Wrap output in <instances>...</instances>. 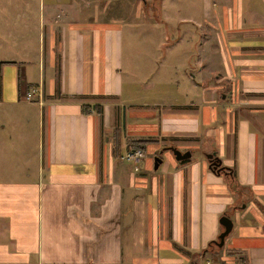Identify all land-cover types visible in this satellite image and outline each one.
Masks as SVG:
<instances>
[{"label": "crops", "instance_id": "crops-1", "mask_svg": "<svg viewBox=\"0 0 264 264\" xmlns=\"http://www.w3.org/2000/svg\"><path fill=\"white\" fill-rule=\"evenodd\" d=\"M34 10L36 53L0 67V264H228L209 248L223 214L225 249L264 264V0ZM95 94L114 96L102 120L82 107ZM134 138L150 139L139 170Z\"/></svg>", "mask_w": 264, "mask_h": 264}, {"label": "rangeland", "instance_id": "rangeland-1", "mask_svg": "<svg viewBox=\"0 0 264 264\" xmlns=\"http://www.w3.org/2000/svg\"><path fill=\"white\" fill-rule=\"evenodd\" d=\"M38 4L39 0H0V67L4 62L12 61L13 59H18L22 56L28 57V55H23L25 49L32 48L36 53V46H38L39 42V28L31 25H23L21 18H24L25 16L27 18L30 17L33 20L30 23L35 24L37 19L35 21L36 17H34V14L37 12L34 9ZM21 64H27V62L22 61ZM1 83L2 78L0 77V84ZM33 88L43 90L41 87L32 86L31 88H28L27 91L32 90ZM107 100L112 99H105L104 101ZM92 108H94V110H92ZM89 112H96L100 114V112L93 105L91 106ZM2 147H6V145ZM27 150L30 151V147H26L24 149L25 153ZM4 155L5 152L1 153V156ZM22 156L23 155L21 154V157ZM6 159H10V154H7L4 157V160ZM144 160L142 161L141 166L143 165ZM33 163L35 162L33 161L32 164ZM225 245L226 244L223 246L217 245L214 247L216 248V253L210 255L213 261L238 264L240 260H243L242 257L238 256V253L235 250L229 248L225 249ZM234 259L235 261L231 263Z\"/></svg>", "mask_w": 264, "mask_h": 264}, {"label": "water", "instance_id": "water-1", "mask_svg": "<svg viewBox=\"0 0 264 264\" xmlns=\"http://www.w3.org/2000/svg\"><path fill=\"white\" fill-rule=\"evenodd\" d=\"M171 148L175 152L176 158L179 160L188 158L192 154L191 150L182 151L181 149H179L175 146H171ZM207 157L210 160V166L213 167L214 169L220 171V169L222 168V166H221L222 160L219 156H217L216 152H208ZM161 161H162V158L157 155L155 157V168H158ZM220 221L223 224L224 228L219 234L220 240L218 241V245L223 246L225 244L227 235L233 229L234 221L231 218V216L228 214H223L220 218Z\"/></svg>", "mask_w": 264, "mask_h": 264}, {"label": "trees", "instance_id": "trees-1", "mask_svg": "<svg viewBox=\"0 0 264 264\" xmlns=\"http://www.w3.org/2000/svg\"><path fill=\"white\" fill-rule=\"evenodd\" d=\"M57 95L60 96V91L57 92ZM90 97L95 99L93 106H95V108L100 112V114L103 112V102H102V100L104 101L105 99L114 98L113 95H108V94H95V95H92ZM82 107H83V110L85 112H88V111H90L91 105H90V103L83 102L82 103ZM101 120H102V114H101ZM149 141H150V139L134 138V139H131V140L128 141L127 148L128 149H135V148H143L144 149L146 147L147 142H149ZM115 149H116V151H118V142L115 143ZM229 169L233 170L232 174L234 176L237 175L236 169L234 167L233 168H229ZM235 185H236V183H232V187L233 188L235 187ZM219 240H220V238H219V235H218V237L216 239H214V240H212L210 242L209 248L214 249V247H216L218 245V241ZM209 248L207 250H209Z\"/></svg>", "mask_w": 264, "mask_h": 264}, {"label": "built area", "instance_id": "built-area-1", "mask_svg": "<svg viewBox=\"0 0 264 264\" xmlns=\"http://www.w3.org/2000/svg\"><path fill=\"white\" fill-rule=\"evenodd\" d=\"M43 95V91L39 88H33L26 92L25 97L27 99L33 100L35 98L41 99ZM94 110V108H92ZM122 157L129 161H132L135 164L136 169H140L142 161L146 157V152L143 148H135V149H126L123 153Z\"/></svg>", "mask_w": 264, "mask_h": 264}]
</instances>
